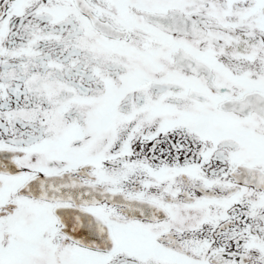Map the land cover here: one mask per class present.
I'll use <instances>...</instances> for the list:
<instances>
[{"label":"snow or ice","instance_id":"obj_1","mask_svg":"<svg viewBox=\"0 0 264 264\" xmlns=\"http://www.w3.org/2000/svg\"><path fill=\"white\" fill-rule=\"evenodd\" d=\"M0 264H264V0H0Z\"/></svg>","mask_w":264,"mask_h":264}]
</instances>
